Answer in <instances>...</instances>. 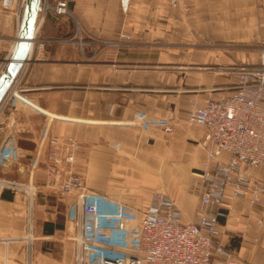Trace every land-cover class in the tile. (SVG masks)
<instances>
[{"label": "crops", "instance_id": "0c3cea01", "mask_svg": "<svg viewBox=\"0 0 264 264\" xmlns=\"http://www.w3.org/2000/svg\"><path fill=\"white\" fill-rule=\"evenodd\" d=\"M67 1L70 15H37L33 42L43 47L30 49L3 97L13 99L0 109V144L12 135L16 153L0 180L36 192L0 187V264H75L70 208L46 185L52 136L78 141L75 170L86 188L122 203L127 215L163 192L183 222L196 221L206 142L205 129L187 121L190 104L228 95L236 67L261 65L264 0H185L177 9L168 0ZM19 22L0 11V75ZM120 32L132 44H118ZM168 119L171 134L152 128ZM223 208L215 241L242 262L264 264V204L227 192Z\"/></svg>", "mask_w": 264, "mask_h": 264}, {"label": "built area", "instance_id": "2783aa9c", "mask_svg": "<svg viewBox=\"0 0 264 264\" xmlns=\"http://www.w3.org/2000/svg\"><path fill=\"white\" fill-rule=\"evenodd\" d=\"M168 1L177 9L185 0ZM25 3L0 0V11L12 10L20 20ZM188 10L185 6L184 11ZM37 11L71 14L67 0L54 5L39 0ZM118 35V44H132L131 35ZM34 45L32 41L31 48ZM35 46L41 49L43 44ZM234 74L236 83L228 95L206 99L202 105L192 101L187 114L188 122L205 129L206 142L202 144L204 191L194 222H183L180 209L163 192L152 193L145 209L127 215L122 203L86 188L84 177L75 170L80 145L74 137L48 138L46 185L56 189L70 208L67 220L77 245L75 264H248L215 238L220 235L219 219L228 216L223 208L227 192L250 206L264 204V51L261 65L238 66ZM7 96L0 101V109L12 102ZM173 125L168 119L152 128L169 135ZM15 153V139L8 135L0 144V166ZM0 187L24 192L29 198L36 192L29 184L7 180H0ZM257 225L264 228V220Z\"/></svg>", "mask_w": 264, "mask_h": 264}, {"label": "water", "instance_id": "95a60500", "mask_svg": "<svg viewBox=\"0 0 264 264\" xmlns=\"http://www.w3.org/2000/svg\"><path fill=\"white\" fill-rule=\"evenodd\" d=\"M39 0H26L20 18L13 50L5 68L0 75V101L7 93L12 81L15 79L27 59L33 41V32L37 18Z\"/></svg>", "mask_w": 264, "mask_h": 264}, {"label": "bare ground", "instance_id": "6f19581e", "mask_svg": "<svg viewBox=\"0 0 264 264\" xmlns=\"http://www.w3.org/2000/svg\"><path fill=\"white\" fill-rule=\"evenodd\" d=\"M37 15H38V11H37ZM36 23H37V18H36ZM36 23H35V27H34L33 36H34L35 30H36ZM19 24H20V22H19ZM19 24H18V27H19ZM13 46H14V44H13ZM30 48H31V46H30ZM12 50H13V47H12Z\"/></svg>", "mask_w": 264, "mask_h": 264}, {"label": "rangeland", "instance_id": "374dc122", "mask_svg": "<svg viewBox=\"0 0 264 264\" xmlns=\"http://www.w3.org/2000/svg\"><path fill=\"white\" fill-rule=\"evenodd\" d=\"M188 11H189V10H188ZM188 11H187V12H188Z\"/></svg>", "mask_w": 264, "mask_h": 264}]
</instances>
